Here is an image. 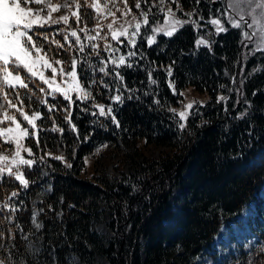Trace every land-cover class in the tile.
Here are the masks:
<instances>
[{"label":"trees","instance_id":"trees-1","mask_svg":"<svg viewBox=\"0 0 264 264\" xmlns=\"http://www.w3.org/2000/svg\"><path fill=\"white\" fill-rule=\"evenodd\" d=\"M130 1L135 10L134 0ZM180 2L185 12H191L193 7L202 10L205 19L209 18L210 9L214 13L215 9L224 8L227 3L223 0L209 5L206 0H201L197 6L195 0ZM158 22L162 23V17ZM197 35L191 25H186L170 40L163 38L159 48L146 49L149 58L157 65L166 66L172 60L177 61L174 78L178 92L185 87H195L210 96L200 114L190 118L188 134L179 132L176 121L167 111L168 107L178 105L181 96L172 95L162 71L154 73V76L159 78V98L164 107L159 109L152 105L150 110L152 97L141 96L140 102L127 101L118 114L121 129L109 123L104 130L91 123L94 118L90 115L79 113L78 118L79 109H76L72 119L81 139L93 130L94 134L82 144L69 127L59 143L57 133L48 131L40 134L41 146L54 150L56 146L66 145L63 155L73 166L66 168L62 161L49 159L50 165L43 167L38 164L31 171L30 179L37 180V183L21 192L19 199L24 201V206L16 214V222L22 226L23 236L27 239L14 225L4 221L0 229L7 232L12 227L16 238L4 241L12 249L11 258L7 250L0 249V259H4L6 264H53L49 253L54 249L55 264H71L72 257L84 264H93L96 256L105 258L107 264H191L200 251L210 245L221 225L257 198L264 185V72L252 76L248 73L255 67H264V54L257 53L243 61L246 66L240 79L247 77L244 93L252 102V108L243 121L227 120L225 131L223 105L216 103V96L221 93L220 84L231 86L224 72L231 70L237 76L241 71L239 30L232 29L227 34L214 36L217 43L213 52L203 47L198 51L194 48ZM92 59L95 60L94 57ZM125 80L129 87L138 88L141 87L140 82L146 80V74L129 69ZM256 89L261 91L253 96ZM100 92L104 90L100 89ZM97 99L108 102L105 95H97ZM235 99L233 93L228 104L230 110ZM245 107L241 103L232 116ZM250 126L251 140L248 136ZM184 135H187L185 139ZM117 141L126 145L142 141L144 145L163 146L170 150L159 159L142 157V161L133 166V174L119 173L113 177L102 172L99 176L93 175L92 180L80 179L83 159L96 147L103 144L112 146ZM238 153L243 155L238 157ZM42 168H46L48 175L40 178L38 171ZM133 182H138L142 191L132 193L129 184ZM48 186L50 192L45 191ZM17 188L18 184L11 180L0 183V202ZM175 189H180L183 201L177 213L171 206ZM101 205L107 207L110 217L111 237L107 244L93 229L99 221ZM40 208L44 209L38 216L43 228L35 232L31 216ZM34 239L39 240L37 255H32L27 248L28 242Z\"/></svg>","mask_w":264,"mask_h":264},{"label":"snow or ice","instance_id":"snow-or-ice-1","mask_svg":"<svg viewBox=\"0 0 264 264\" xmlns=\"http://www.w3.org/2000/svg\"><path fill=\"white\" fill-rule=\"evenodd\" d=\"M220 2L223 0H206L209 5ZM200 3L201 0H195L197 6ZM82 8L92 9L95 13L96 23L91 29L83 20ZM134 8L135 12L129 0H0V140L12 145L10 154L0 153V183L7 179L18 184V188L0 202V224L6 221L8 225H14L23 236V228L16 222V214L24 206V201L19 197L21 192H26L37 183V180L30 179L29 174L38 164L45 162V157L62 161L66 168L73 166L64 155H53L47 151L37 159L32 147L28 146L27 142L34 140L36 149L41 150L42 132H59L63 136L65 129L56 122L54 112L65 113L64 123L82 144L90 140L94 130L81 139L72 119L76 109H79L78 118L79 113L90 115L94 118L91 123L104 130H107L109 123L121 129L118 114L127 101L140 102L141 96L152 97L150 110L152 105L159 109L164 107L159 98V78L154 76V73L161 71L165 73V83L172 95L184 96L176 88L174 73L177 61L172 60L166 66L157 65L146 50L153 46L159 48L163 38L170 40L186 25H191L198 34L194 48L198 51L203 47L213 52L217 40L208 37H219L221 33L227 34L232 29L239 30L241 73L246 66L243 61L255 57L257 53L264 54V0H227L224 8H217L214 13L210 9L207 19L197 7L185 12L180 0H134ZM62 10L65 14L54 15ZM178 13L181 15L178 16ZM161 17L162 23L158 22ZM73 20L75 28L71 26ZM107 20L110 22L105 23ZM54 25L63 27H57L52 32L40 31ZM208 26L213 31L210 32ZM251 29L254 30L249 31ZM58 36L62 37L63 43L57 39ZM53 48L56 49L55 53ZM60 50L72 55L70 62L57 58ZM181 54H184L182 49ZM129 69L145 72L146 80L140 82L141 87H129L125 80V73ZM261 72H264V67H255L248 76ZM225 76H228L227 71ZM246 80L247 77H244L237 81V77L232 75L231 86H218L221 94L217 95L216 103L223 105L225 131L228 128L227 120L243 121L252 108V102L244 93ZM100 89L104 92L101 93ZM260 91L256 89L252 95L256 96ZM233 93L236 99L232 101L230 110L228 104ZM97 95H105L109 102H97ZM58 97L67 102L66 106L58 107ZM33 102L47 110V118L52 121L50 129L38 126L37 121H43L45 114L39 109L32 110ZM241 103L247 107L233 117L232 113ZM204 106V102L193 100L183 104L182 110L168 107L167 111L171 113L170 118L176 121L179 132L183 133L188 128L190 118L199 115V108ZM248 136L251 140V126ZM107 146L102 145L103 148ZM248 146L251 147L250 142ZM242 155L237 154L238 157ZM85 163H88V158H85ZM47 175L45 172L41 178ZM129 187L132 193L142 191L138 182L129 184ZM49 210H52L51 205ZM43 211L40 208L31 216V223L37 231L43 228V223L38 221ZM15 238L12 227L7 232L0 229V249L7 250L9 258L12 249L4 241H14ZM23 238L27 239V236ZM49 255L55 264V250ZM0 264H6V261L0 259Z\"/></svg>","mask_w":264,"mask_h":264},{"label":"rangeland","instance_id":"rangeland-1","mask_svg":"<svg viewBox=\"0 0 264 264\" xmlns=\"http://www.w3.org/2000/svg\"><path fill=\"white\" fill-rule=\"evenodd\" d=\"M129 4L130 6H132V2L130 0ZM33 7L37 6L33 5ZM173 7L175 6L173 5ZM133 11L135 12L136 10L133 9ZM81 12L84 22L87 23L88 27L91 29L96 23L94 11L92 9L82 8ZM63 14L65 13L62 10L60 13L54 15ZM117 15L119 16V13H117ZM108 22H110V20L105 21V23ZM121 22H123L122 19ZM71 26L73 28L76 27L74 20L72 21ZM82 26L83 24H81V27ZM57 27H63V25H54L50 29H41L40 31L52 32ZM253 30L254 29H251L249 31ZM57 39H60L63 43L62 37L58 36ZM100 43L101 45H103V41H101ZM243 51L247 52V49H244ZM55 52L56 49L53 48V53ZM57 58L62 59L66 62H70L72 59V55L68 52L60 50V55ZM226 71L228 73V76H225V72L224 76L230 79L233 74L231 70ZM48 74L50 75V73ZM241 75L242 73L240 71L236 76L237 81L240 80ZM30 87H32V85H30ZM181 91L184 93V96H181L180 100H178V105L174 107L177 110H182L183 104H186L190 101L195 100L206 103L210 99V96L206 92L201 91L195 87H185L181 89L180 92ZM58 100V107L66 106L67 102L64 101L62 97H58ZM97 102L107 104L109 101L103 102L97 99ZM25 103H28L27 99L25 100ZM36 109L43 111L45 114V119L43 121H37L38 126L45 129H50L52 127V121L51 119L47 118V110L43 106L33 102L32 110ZM200 109L201 108H199V111ZM64 115L65 113L63 112L53 113L56 122L61 127H66L64 129L65 131H68V126L64 123L63 120ZM193 117L196 118L197 115H194ZM189 130L190 128H187L185 130V133L188 134ZM52 133H57V143H59L62 140L61 134L59 132ZM186 136L187 135H184V139L186 138ZM27 143L28 146L32 147L33 152L36 153L37 159L40 156L44 155L45 151L51 152L53 155H63L66 152L67 148L66 145L63 144L61 147L56 146L54 150H52L48 146L44 145L41 146V150H38L35 147L34 140H29ZM97 149H100V151L97 152ZM169 150L170 148L168 147L152 144L144 145L142 141L130 143L128 145L123 144L121 141H117L115 145H108L106 148H103L102 145H100L94 149L91 155L85 157L88 158L87 164L85 163V158L83 159V169L79 178L82 180H92L91 177L93 175L99 176V174H101L102 172H104L107 176L113 177H116L117 175H119V173L133 174V166L140 163L142 161V157L148 156L159 159L160 155L167 153ZM11 151L12 145L5 144L2 140H0V153L10 154ZM49 159L52 158L45 157V162L40 163L39 165H42L43 167H46V165H50L51 163L49 162ZM45 172L47 173L46 168L40 169L38 171L39 177L41 178L42 174ZM47 182L49 181L47 180ZM45 191L50 192V187L48 186ZM180 192V189H175L171 197V206L175 213H177L181 209L183 204ZM34 202L37 203L38 199L34 200ZM99 211V221L93 226V229L99 236H101L102 241L107 244L111 237V231L108 227V224L110 222L109 211L104 205L100 206ZM32 226L35 232H37L35 226L33 224ZM27 248L32 255H37L40 251L39 240H30L28 242ZM71 264L84 263L79 261L77 258L72 257ZM93 264H107V262L105 258L96 256L94 258ZM191 264H264V185L257 195V199L247 203L243 210L237 216L230 218L225 223V225H223L219 229V234L217 235V237H215L213 242L208 247L201 250L198 257L193 260Z\"/></svg>","mask_w":264,"mask_h":264}]
</instances>
